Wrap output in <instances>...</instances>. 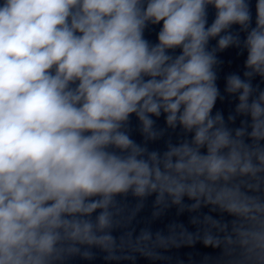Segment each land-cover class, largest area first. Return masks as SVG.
<instances>
[{
	"label": "clouds",
	"instance_id": "9594fccd",
	"mask_svg": "<svg viewBox=\"0 0 264 264\" xmlns=\"http://www.w3.org/2000/svg\"><path fill=\"white\" fill-rule=\"evenodd\" d=\"M255 8L253 27L249 0H0V264L91 261L94 248L107 261L155 258L149 244L177 245L147 230L117 243L129 194L218 209L231 220L194 217L200 230L180 243L264 264V90L253 84L264 82V0ZM149 25H161L156 43ZM230 47L247 56L242 76L225 77L238 100L225 118L213 110ZM162 115L184 139L160 152L149 144L165 134Z\"/></svg>",
	"mask_w": 264,
	"mask_h": 264
}]
</instances>
